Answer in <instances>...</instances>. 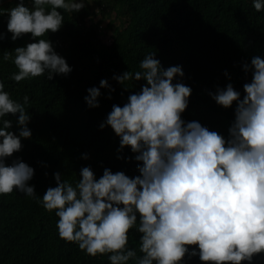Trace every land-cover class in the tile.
Wrapping results in <instances>:
<instances>
[{
    "label": "clouds",
    "instance_id": "1",
    "mask_svg": "<svg viewBox=\"0 0 264 264\" xmlns=\"http://www.w3.org/2000/svg\"><path fill=\"white\" fill-rule=\"evenodd\" d=\"M252 4L264 10V0ZM85 6L86 0H30L27 5L19 0L10 8L0 6L11 40L24 34L33 38L3 53V61L17 69L11 79L68 74L71 66L47 34L61 28L64 12ZM242 67L251 72L243 95L230 82L209 93L223 108L235 102L226 136L182 119L191 88L176 79L184 75L181 65L164 68L150 52L139 70L114 75L124 87L126 81H145L122 106L113 104L99 125L110 126L119 137L118 151L127 146L135 154L139 174L104 168L97 178L84 166L73 184L53 173L56 185L39 202L55 211L58 236L90 256L107 255L110 264H184L186 254L203 264H251L255 254L264 253V58L253 56ZM101 88L114 91L102 78L99 87L86 89L88 107L99 106ZM29 102L27 94L22 101L14 99L0 80V194L15 190L37 196L28 183L33 167L19 157L7 162L22 148L21 139L31 137ZM130 229L140 234L139 255L129 246Z\"/></svg>",
    "mask_w": 264,
    "mask_h": 264
},
{
    "label": "trees",
    "instance_id": "2",
    "mask_svg": "<svg viewBox=\"0 0 264 264\" xmlns=\"http://www.w3.org/2000/svg\"><path fill=\"white\" fill-rule=\"evenodd\" d=\"M17 2L0 0V6L10 8ZM64 19L47 38L72 70L52 79L45 74L17 82L11 79L17 69L10 60L3 61V53L33 38L24 34L11 40L7 14L0 15V80L14 99L29 96L31 117V137L21 139L22 148L7 162L19 157L33 167L28 183L37 194H0V264H110L107 255L90 256L75 242L60 238L55 211L45 210L39 200L56 185L55 172L73 184L84 166H90L97 178L104 168L130 177L139 174L135 154L127 146L118 151L119 137L110 126L99 125L113 104L122 106L145 81H126L124 87L114 75L139 70L150 52L164 68L181 65L184 75L176 79L191 88L182 119L199 121L226 136L235 102L223 108L209 93L230 82L243 95L251 72L245 73L242 65L256 55L264 58V10H255L252 0H86L78 12H64ZM102 78L114 91L101 88L99 106L90 108L84 100L86 89L99 87ZM16 128L13 124L12 130ZM139 235L129 230V246L138 255ZM184 264L203 262L186 254ZM251 264H264V253L255 254Z\"/></svg>",
    "mask_w": 264,
    "mask_h": 264
}]
</instances>
